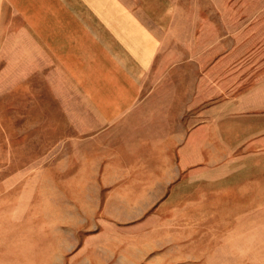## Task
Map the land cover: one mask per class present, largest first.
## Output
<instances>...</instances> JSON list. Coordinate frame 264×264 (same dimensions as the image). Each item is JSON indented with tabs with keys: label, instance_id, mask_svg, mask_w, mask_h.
I'll return each instance as SVG.
<instances>
[{
	"label": "crops",
	"instance_id": "0c3cea01",
	"mask_svg": "<svg viewBox=\"0 0 264 264\" xmlns=\"http://www.w3.org/2000/svg\"><path fill=\"white\" fill-rule=\"evenodd\" d=\"M15 75L26 93L32 79L39 95L84 87V119L71 108L69 125L90 128L89 146L118 145L99 162L85 153L69 219H48L68 223L61 264H218L239 225L251 236L264 0H0V77Z\"/></svg>",
	"mask_w": 264,
	"mask_h": 264
},
{
	"label": "rangeland",
	"instance_id": "374dc122",
	"mask_svg": "<svg viewBox=\"0 0 264 264\" xmlns=\"http://www.w3.org/2000/svg\"><path fill=\"white\" fill-rule=\"evenodd\" d=\"M29 81L33 93H26L28 80L0 77V264H61L66 256L59 260L54 238L67 241L68 223L49 220L58 211L69 219L74 172L86 165L85 153L96 154L99 162L118 145L109 148L106 137L105 146H89L90 128L69 125L71 108L84 119V87L77 96L39 95L38 80ZM54 105L56 110H45ZM42 152L58 155L37 158ZM9 176L13 180L5 183ZM252 225L251 236L249 224L247 233L239 225L237 253L223 252L218 264H264V206L254 207Z\"/></svg>",
	"mask_w": 264,
	"mask_h": 264
}]
</instances>
